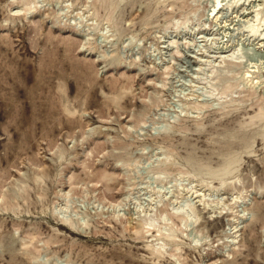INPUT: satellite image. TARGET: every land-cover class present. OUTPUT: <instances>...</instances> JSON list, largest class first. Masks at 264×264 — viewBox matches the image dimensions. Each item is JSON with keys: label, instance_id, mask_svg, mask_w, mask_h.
<instances>
[{"label": "rangeland", "instance_id": "1", "mask_svg": "<svg viewBox=\"0 0 264 264\" xmlns=\"http://www.w3.org/2000/svg\"><path fill=\"white\" fill-rule=\"evenodd\" d=\"M216 4L0 0V264H264V0Z\"/></svg>", "mask_w": 264, "mask_h": 264}, {"label": "bare ground", "instance_id": "2", "mask_svg": "<svg viewBox=\"0 0 264 264\" xmlns=\"http://www.w3.org/2000/svg\"><path fill=\"white\" fill-rule=\"evenodd\" d=\"M217 1V4H216V6H215V8H214V10L213 11H215L216 9H217V7H219L221 4H222V1H224V0H216ZM241 1V0H240ZM246 3H247V1H246ZM245 4V3H244ZM257 4V3H256ZM260 6V5H259ZM241 9V8H240ZM255 9H257V8H255ZM259 9V8H258ZM260 10V9H259ZM259 10H254V3H252V2H250V3H248V4H246V6L244 7L243 6V9L241 10V13H240V15H241V17H246V16H249L250 14H253V13H256V17H257V15L259 14L260 15V11ZM217 11V10H216ZM214 15V14H213ZM258 15V16H259Z\"/></svg>", "mask_w": 264, "mask_h": 264}]
</instances>
